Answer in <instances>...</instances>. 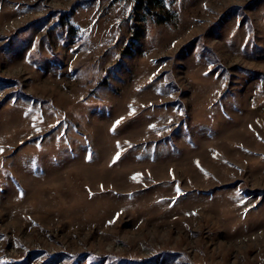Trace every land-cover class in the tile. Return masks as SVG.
I'll list each match as a JSON object with an SVG mask.
<instances>
[{
	"label": "rangeland",
	"instance_id": "374dc122",
	"mask_svg": "<svg viewBox=\"0 0 264 264\" xmlns=\"http://www.w3.org/2000/svg\"><path fill=\"white\" fill-rule=\"evenodd\" d=\"M0 148V264H264V0H0Z\"/></svg>",
	"mask_w": 264,
	"mask_h": 264
},
{
	"label": "snow or ice",
	"instance_id": "6c2138e0",
	"mask_svg": "<svg viewBox=\"0 0 264 264\" xmlns=\"http://www.w3.org/2000/svg\"><path fill=\"white\" fill-rule=\"evenodd\" d=\"M206 75H207V73H206ZM119 123H120V121H117V122H116V125H118ZM116 125H114L113 130L115 129ZM150 127H153V128H154L155 125H151ZM37 130L39 131V129H37ZM118 143H119V142H118ZM2 151H3V149L0 148V152H2ZM119 157H120V153H117L115 159L118 160ZM137 175H139V174H137ZM133 178L135 179L136 177H133ZM242 202H243V201H242ZM109 223H114V221H110Z\"/></svg>",
	"mask_w": 264,
	"mask_h": 264
},
{
	"label": "trees",
	"instance_id": "16d2710c",
	"mask_svg": "<svg viewBox=\"0 0 264 264\" xmlns=\"http://www.w3.org/2000/svg\"><path fill=\"white\" fill-rule=\"evenodd\" d=\"M243 189H244V191H248L247 187H244Z\"/></svg>",
	"mask_w": 264,
	"mask_h": 264
}]
</instances>
